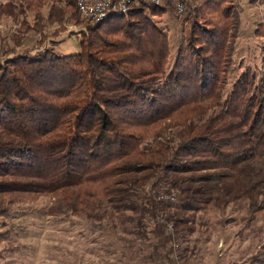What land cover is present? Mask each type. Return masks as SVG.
Here are the masks:
<instances>
[{
    "label": "trees",
    "instance_id": "16d2710c",
    "mask_svg": "<svg viewBox=\"0 0 264 264\" xmlns=\"http://www.w3.org/2000/svg\"><path fill=\"white\" fill-rule=\"evenodd\" d=\"M52 3L70 9L80 53L45 45L39 20ZM239 3L196 0L179 13L143 1L102 23L76 0L1 5L21 28L0 49V218L51 197L53 218H85L101 235L130 226V248L150 249L149 262L187 264L200 215L230 203L264 213V29L259 61L235 73ZM29 13L40 40L22 50ZM166 15L185 26L175 54L156 20Z\"/></svg>",
    "mask_w": 264,
    "mask_h": 264
},
{
    "label": "rangeland",
    "instance_id": "374dc122",
    "mask_svg": "<svg viewBox=\"0 0 264 264\" xmlns=\"http://www.w3.org/2000/svg\"><path fill=\"white\" fill-rule=\"evenodd\" d=\"M17 0H0L7 5ZM69 8L64 3H52L41 12L46 44L60 55L81 52V31L68 22ZM240 27L236 40L235 66L239 73L243 65L258 62L259 43L256 30L264 29V0L254 4L240 0ZM25 19L21 17L20 21ZM30 31L25 33L22 50L35 46L40 35L34 31L37 20L33 13L27 18ZM159 25L170 31L173 54L184 35V24L170 15L156 18ZM21 22L10 17L0 18V49L14 45L11 36L21 28ZM174 56V55H173ZM51 197H41L12 209L7 218H0L11 229L12 239L0 244V264H152L146 258L150 249L138 253L139 245L130 248L135 236L123 232L118 226L112 233L101 235L89 229L85 218L72 216L68 219L53 218L47 210ZM202 224L190 237L188 246L195 253L187 264H253L264 258V213L249 219L241 204L230 203L227 207L210 210L202 215ZM138 253V254H137ZM179 255V254H178ZM180 257V256H179ZM182 263V259H179Z\"/></svg>",
    "mask_w": 264,
    "mask_h": 264
},
{
    "label": "built area",
    "instance_id": "2783aa9c",
    "mask_svg": "<svg viewBox=\"0 0 264 264\" xmlns=\"http://www.w3.org/2000/svg\"><path fill=\"white\" fill-rule=\"evenodd\" d=\"M143 1L156 5L170 4L182 13L187 3L196 0H76L81 16L92 23H102L113 16L127 14ZM175 197L172 193L166 199L173 201ZM168 229L172 230V226L169 225Z\"/></svg>",
    "mask_w": 264,
    "mask_h": 264
}]
</instances>
